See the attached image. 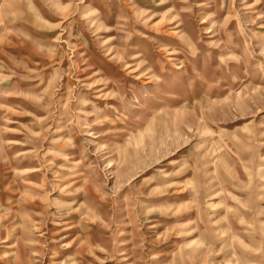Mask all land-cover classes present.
Here are the masks:
<instances>
[{
  "label": "rangeland",
  "instance_id": "374dc122",
  "mask_svg": "<svg viewBox=\"0 0 264 264\" xmlns=\"http://www.w3.org/2000/svg\"><path fill=\"white\" fill-rule=\"evenodd\" d=\"M0 264H264V0H0Z\"/></svg>",
  "mask_w": 264,
  "mask_h": 264
}]
</instances>
